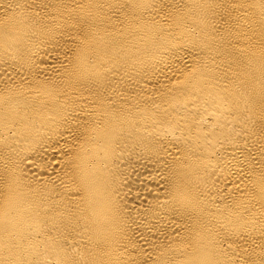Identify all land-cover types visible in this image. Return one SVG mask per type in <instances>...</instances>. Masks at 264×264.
<instances>
[{"label":"bare ground","instance_id":"6f19581e","mask_svg":"<svg viewBox=\"0 0 264 264\" xmlns=\"http://www.w3.org/2000/svg\"><path fill=\"white\" fill-rule=\"evenodd\" d=\"M0 264H264V0H0Z\"/></svg>","mask_w":264,"mask_h":264}]
</instances>
